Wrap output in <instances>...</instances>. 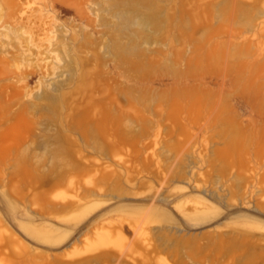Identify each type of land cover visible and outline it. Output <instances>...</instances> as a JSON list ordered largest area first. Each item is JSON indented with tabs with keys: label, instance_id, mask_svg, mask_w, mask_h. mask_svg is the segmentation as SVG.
Wrapping results in <instances>:
<instances>
[{
	"label": "rangeland",
	"instance_id": "rangeland-1",
	"mask_svg": "<svg viewBox=\"0 0 264 264\" xmlns=\"http://www.w3.org/2000/svg\"><path fill=\"white\" fill-rule=\"evenodd\" d=\"M0 264H264V0H0Z\"/></svg>",
	"mask_w": 264,
	"mask_h": 264
}]
</instances>
